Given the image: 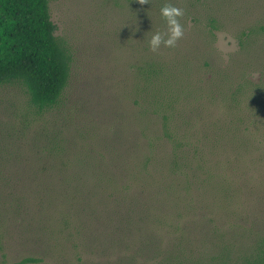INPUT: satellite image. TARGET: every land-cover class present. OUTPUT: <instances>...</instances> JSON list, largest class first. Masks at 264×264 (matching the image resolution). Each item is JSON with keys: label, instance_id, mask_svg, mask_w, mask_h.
I'll return each instance as SVG.
<instances>
[{"label": "rangeland", "instance_id": "obj_1", "mask_svg": "<svg viewBox=\"0 0 264 264\" xmlns=\"http://www.w3.org/2000/svg\"><path fill=\"white\" fill-rule=\"evenodd\" d=\"M166 4L184 34L153 51ZM49 5L71 74L46 110L0 86V264L249 257L264 238V0Z\"/></svg>", "mask_w": 264, "mask_h": 264}, {"label": "trees", "instance_id": "obj_2", "mask_svg": "<svg viewBox=\"0 0 264 264\" xmlns=\"http://www.w3.org/2000/svg\"><path fill=\"white\" fill-rule=\"evenodd\" d=\"M55 32L49 0H0V86L20 85L40 110L59 103L71 74L70 51ZM250 40L244 33L239 36L242 48ZM220 264H264V238L249 257Z\"/></svg>", "mask_w": 264, "mask_h": 264}, {"label": "clouds", "instance_id": "obj_3", "mask_svg": "<svg viewBox=\"0 0 264 264\" xmlns=\"http://www.w3.org/2000/svg\"><path fill=\"white\" fill-rule=\"evenodd\" d=\"M144 2H146V0H141V3ZM183 14V9L173 4H166L161 8V15L166 20L169 31L167 39H164L159 32L152 36L149 43L153 51L157 50L162 43L168 47H175L177 40L184 34L183 26L178 20V17H182Z\"/></svg>", "mask_w": 264, "mask_h": 264}]
</instances>
